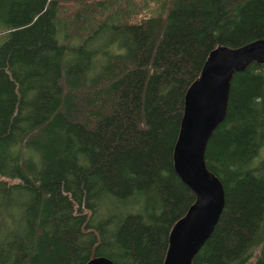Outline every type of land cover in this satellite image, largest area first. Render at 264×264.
<instances>
[{"label": "trees", "instance_id": "16d2710c", "mask_svg": "<svg viewBox=\"0 0 264 264\" xmlns=\"http://www.w3.org/2000/svg\"><path fill=\"white\" fill-rule=\"evenodd\" d=\"M157 1L0 0V264H163L195 201L186 90L214 47L264 38V0ZM204 159L224 206L192 264H264V62L233 74Z\"/></svg>", "mask_w": 264, "mask_h": 264}, {"label": "water", "instance_id": "95a60500", "mask_svg": "<svg viewBox=\"0 0 264 264\" xmlns=\"http://www.w3.org/2000/svg\"><path fill=\"white\" fill-rule=\"evenodd\" d=\"M264 62V38L236 47L218 45L208 54L200 74L187 88L173 165L194 192L195 201L172 226L163 264H192L213 231L224 206V190L205 163L204 154L214 128L225 116L230 82L235 72ZM86 264H115L94 256Z\"/></svg>", "mask_w": 264, "mask_h": 264}, {"label": "rangeland", "instance_id": "374dc122", "mask_svg": "<svg viewBox=\"0 0 264 264\" xmlns=\"http://www.w3.org/2000/svg\"><path fill=\"white\" fill-rule=\"evenodd\" d=\"M162 1L163 0H159V1H157L156 3H151V4H149L146 8H145V12L146 13H149V14H157L158 13V10H159V5H160V3H162ZM3 33V31H1V29H0V44H1V42L3 41V38H2V34Z\"/></svg>", "mask_w": 264, "mask_h": 264}]
</instances>
